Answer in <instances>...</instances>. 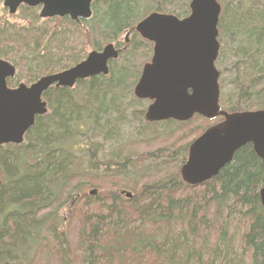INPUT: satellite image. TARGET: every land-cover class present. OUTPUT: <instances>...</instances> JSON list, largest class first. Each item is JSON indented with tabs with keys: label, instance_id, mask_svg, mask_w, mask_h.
<instances>
[{
	"label": "trees",
	"instance_id": "1",
	"mask_svg": "<svg viewBox=\"0 0 264 264\" xmlns=\"http://www.w3.org/2000/svg\"><path fill=\"white\" fill-rule=\"evenodd\" d=\"M217 1V67L229 64L234 86L226 93L220 82L221 107L264 110V0ZM190 2L95 0L84 28H55L25 8L21 23L0 24V58L20 78L61 72L88 49L122 45L152 13L186 17ZM122 46L107 77L50 89L49 112L25 144L0 147V264H264L260 159L247 146L210 182L184 184L189 147L212 121H144L133 88L149 47L135 38Z\"/></svg>",
	"mask_w": 264,
	"mask_h": 264
},
{
	"label": "water",
	"instance_id": "2",
	"mask_svg": "<svg viewBox=\"0 0 264 264\" xmlns=\"http://www.w3.org/2000/svg\"><path fill=\"white\" fill-rule=\"evenodd\" d=\"M23 5L42 7L41 19L69 17L78 22L93 14L92 0H4L11 15ZM190 9L191 15L184 20L152 14L137 26L136 31L154 43L155 49L134 94L139 100L153 102L146 113L150 123L188 122L196 115L209 121L225 119L189 148L181 177L187 185L197 187L216 178L249 144L264 169V110L234 114L221 110L216 62L221 48L218 26L222 7L217 0H192ZM118 57L119 52L109 45L69 70L14 90L7 87V79L15 76L16 69L0 59V146L23 142L36 118L48 113L43 95L51 87L72 89L79 81L108 76L109 62ZM259 195L264 208V188ZM127 196L131 198L130 193Z\"/></svg>",
	"mask_w": 264,
	"mask_h": 264
},
{
	"label": "flooded vegetation",
	"instance_id": "3",
	"mask_svg": "<svg viewBox=\"0 0 264 264\" xmlns=\"http://www.w3.org/2000/svg\"><path fill=\"white\" fill-rule=\"evenodd\" d=\"M192 1V0H191ZM29 9V10H35L36 12H37V15L39 16V19H40V21L41 22H50L51 24H53L54 25V27L56 28L57 26H58V23H62L63 21H65V23H67V24H70V25H77L78 27H80V28H84L85 26V23H87V22H89L91 19H89V20H79L78 22L77 21H73V20H71L70 18H68V17H65V18H58V17H56V18H52V19H41V17H40V12H41V10H42V7H37V8H31V7H28V6H25V5H23V6H21L19 9H18V11H17V13H16V15L18 14L19 15V17H20V13H21V10L22 9ZM8 13H9V11H8V9H5ZM172 15V14H171ZM190 15V4H189V14L186 16V17H183V18H178V19H180V20H183V19H186L188 16ZM13 16V15H12ZM175 16V15H174ZM177 17V16H176ZM20 20H21V17H20ZM4 23V22H3ZM140 23V22H139ZM139 23H137L136 25H135V28H133V31L132 30H128V31H125V38H124V42L122 43V45H124V46H126V47H128L129 45H130V43H131V41L135 38L137 41H139L140 43H144V44H146L147 45V47H149V50H148V56H147V60H146V62H145V64H143L142 65V68H141V73H142V70H143V68L145 67V65H147V64H151L152 63V60H153V57H154V49H155V44L154 43H152V42H150V41H145L144 39H142V37L136 32V26L139 24ZM7 24H9L10 25V23H7ZM88 30V32H89V27L87 28ZM119 39H121L120 37H119ZM116 42L114 41L113 43H108V44H106V45H104L102 48H101V50L100 51H96V52H102L103 50H104V48L106 47V46H108V45H113V47L115 48V50L116 51H118L119 52V57L122 55V52L124 51V50H126V48L125 47H123L122 45H116L115 44ZM1 60H3V61H5V62H8L9 64H11L12 66H14L15 67V69H16V74H15V76L14 77H12V78H8L7 79V87L9 88V89H12V90H14V89H18L19 87H20V85H22V84H24V85H26L27 87H29V86H31L32 84H34V83H36L37 81H39L40 79H42L43 77H46V76H49V75H55V74H58V73H61V72H64V71H66V70H64V71H61V72H55V73H51V74H47V75H45V76H42V75H40V76H37L36 78H29V77H27V78H20L19 77V75H20V70H19V68H18V66H16L12 61H7V60H5V59H2V58H0ZM83 61V60H82ZM81 61V62H82ZM118 61V60H117ZM81 62H79V63H81ZM112 62H115L114 60H111L110 62H109V68H111V63ZM78 63V64H79ZM217 65H218V61H217V63H216V67H217ZM76 66V65H75ZM74 67V66H73ZM72 68V67H71ZM70 69V68H69ZM69 69H67V70H69ZM217 69H218V67H217ZM105 77V76H104ZM140 77H141V75H140ZM29 78V79H28ZM140 79V78H139ZM80 82V81H79ZM79 82H77V84L79 83ZM77 84L75 85V87L77 86ZM74 87V88H75ZM135 87H136V85H135ZM135 87L133 88V95H134V89H135ZM60 88H62V87H60ZM60 88H58V87H56V86H54V87H51L50 89H60ZM74 88H72L71 90H73ZM49 89V90H50ZM67 89H70V88H67ZM48 90V91H49ZM47 91V92H48ZM46 92V93H47ZM45 93V94H46ZM44 94V95H45ZM44 95H43V99L45 100V98H44ZM134 98H135V100L137 101V102H139L140 103V105H141V103L143 104L141 107H142V109H141V111L140 112H142L143 114L142 115H144V121H146L147 123H149L147 120H146V113H147V110H148V108L153 104V102L152 101H148V100H139V99H137L136 97H135V95H134ZM46 101V100H45ZM48 104V103H47ZM220 106H221V104H220ZM145 108V109H144ZM221 110L222 111H225V109H223L222 107H221ZM259 111H262V109H260ZM225 112H227V113H229V114H234V113H242V112H247V111H239V112H233V111H229V110H226ZM249 112V111H248ZM196 117H200V116H195L193 119H195ZM202 118V117H201ZM192 119V120H193ZM225 121V119L224 118H222V117H219V118H217V119H215V120H213L212 121V126H210V128L211 127H214V126H217V125H220V124H222L223 122ZM168 122H174L175 124H185L186 122H177V121H167V122H159V123H150V124H168ZM209 129V128H208ZM23 144H25V141H24V143ZM247 146H251L252 147V149H253V146L251 145V144H249V145H247ZM247 146H245V147H247ZM244 148V147H243ZM241 150V149H240ZM254 151V150H253ZM236 155V154H235ZM261 161V160H260ZM234 162V161H233ZM232 162V163H233ZM231 163V164H232ZM261 163H262V161H261ZM230 164V165H231ZM229 166V165H228ZM124 193V192H123ZM122 193V194H123ZM125 194V193H124ZM126 195V194H125Z\"/></svg>",
	"mask_w": 264,
	"mask_h": 264
},
{
	"label": "rangeland",
	"instance_id": "4",
	"mask_svg": "<svg viewBox=\"0 0 264 264\" xmlns=\"http://www.w3.org/2000/svg\"><path fill=\"white\" fill-rule=\"evenodd\" d=\"M4 22V23H3ZM22 22V19L20 20V17L19 15H10L6 10L5 8L3 7V0H0V24L1 25H5L6 23H10V24H18V23H21ZM120 42L123 43L124 42V38H125V32L120 36ZM108 43H105L104 45H106ZM103 45V46H104ZM92 50L91 49H88L87 50V53H89L90 51ZM86 56V55H85ZM146 62V61H145ZM145 62H143L141 65H139V70L141 72V68H142V65L145 64ZM223 64H222V67H220V69H218L219 71H221V78H220V82H221V85H222V89H223V92H226L228 93L230 90L233 89V78H232V75H231V72H229V64L228 63H225V60L223 59V61H221ZM224 109V108H223ZM226 111V110H225ZM61 219H62V222L64 221V223H66V221L69 219L70 217V209H62L59 213ZM62 222H61V225L62 226Z\"/></svg>",
	"mask_w": 264,
	"mask_h": 264
}]
</instances>
